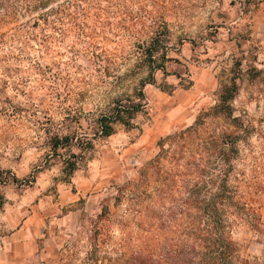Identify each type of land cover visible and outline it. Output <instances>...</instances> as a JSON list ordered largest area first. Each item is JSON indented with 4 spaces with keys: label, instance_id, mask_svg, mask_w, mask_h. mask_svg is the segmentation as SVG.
<instances>
[{
    "label": "rangeland",
    "instance_id": "1",
    "mask_svg": "<svg viewBox=\"0 0 264 264\" xmlns=\"http://www.w3.org/2000/svg\"><path fill=\"white\" fill-rule=\"evenodd\" d=\"M213 26L211 0H0V190L8 172L22 175L27 163L18 185H33L58 158L55 135L71 137L69 152L85 164L99 148L96 118L117 99L145 109L138 99L145 85L148 95H167L211 73L215 79L212 95H199L194 120L66 209L72 214L48 264H141L167 255L197 264L210 256L212 196L234 244L230 264H259L264 71L238 41L215 44ZM151 76L156 86H142ZM89 141L93 148L81 153L77 143Z\"/></svg>",
    "mask_w": 264,
    "mask_h": 264
},
{
    "label": "crops",
    "instance_id": "2",
    "mask_svg": "<svg viewBox=\"0 0 264 264\" xmlns=\"http://www.w3.org/2000/svg\"><path fill=\"white\" fill-rule=\"evenodd\" d=\"M211 25H215L211 30L216 29L215 44L227 37L238 41L244 49L253 51L257 67L264 71V0L252 4H244L243 0H211ZM197 81L184 89L171 87L167 95L160 91L148 95L145 85L143 102L147 104L136 113L132 125L126 128L115 124L114 132L99 139L95 146L98 150H93L92 157L67 179L62 155H56L58 158H53L28 187H20L18 182L29 174L30 163L22 175L10 170L7 183L0 190V264H48L54 259L57 232L65 227L67 214H72L66 209L74 201L117 178L115 174L128 173L133 164L150 156L163 135L194 120L201 102L199 95H209L210 90L212 95L215 84L212 73L211 79ZM104 154L110 157L108 161L102 159ZM121 165L124 168L120 170ZM52 185L56 192L51 195V191H46ZM256 256L259 264H264V239L260 240Z\"/></svg>",
    "mask_w": 264,
    "mask_h": 264
},
{
    "label": "trees",
    "instance_id": "3",
    "mask_svg": "<svg viewBox=\"0 0 264 264\" xmlns=\"http://www.w3.org/2000/svg\"><path fill=\"white\" fill-rule=\"evenodd\" d=\"M152 55L150 54V57ZM150 63V62H149ZM151 64V63H150ZM149 68L151 70H164V67L162 65L154 66L150 65ZM146 83L155 84L153 77H149V80L141 83L142 86H144ZM168 89V91H170ZM139 101H141L144 98V93L139 91L138 93ZM229 95L222 98V100L225 102L227 101ZM144 108V105L140 102H134L132 99H127V102L123 103L120 99H117L115 101L114 106L108 111L101 113L96 118V132L95 136H97L99 139L105 138L108 135L112 134L114 132V125L115 124H122L124 127L129 128L131 126V121L135 117L136 113L141 111ZM225 111V110H224ZM192 128V127H191ZM190 128V129H191ZM189 130V129H186ZM185 131V130H184ZM183 132V131H182ZM72 138L68 136H53L50 138V144H51V150L53 151V155H59L56 153V150L58 148H65L69 152L68 147H70ZM77 146L80 149V152L83 153L86 150L93 148L92 142H86L85 145H81L77 143ZM63 157L64 162V173L67 177L78 167L80 166V160L82 158L81 155L75 154L72 152H69L67 156H61ZM158 158V156H157ZM223 160L226 163L230 162V157L227 155L223 157ZM29 178V177H28ZM27 180V178L25 179ZM25 182V181H24ZM217 198L215 196H212L211 198V220H212V228L213 231L211 232V238L208 240V249L210 250V256L208 253L201 254L197 264H230V257L232 256V253L234 251V244L230 242L226 237L223 235L222 229H223V221L220 218V212L218 211V208L216 206ZM2 206V197L0 195V208ZM167 262H170L171 264H188L186 261V258L184 256L178 257V258H169L168 255L165 259ZM141 264H166L167 262H163L161 260L159 261H138Z\"/></svg>",
    "mask_w": 264,
    "mask_h": 264
},
{
    "label": "built area",
    "instance_id": "4",
    "mask_svg": "<svg viewBox=\"0 0 264 264\" xmlns=\"http://www.w3.org/2000/svg\"><path fill=\"white\" fill-rule=\"evenodd\" d=\"M244 1V4L245 3H249V4H252L255 2V0H243ZM41 165L37 166L36 168H39ZM32 174H34V172H32ZM1 185V184H0Z\"/></svg>",
    "mask_w": 264,
    "mask_h": 264
}]
</instances>
